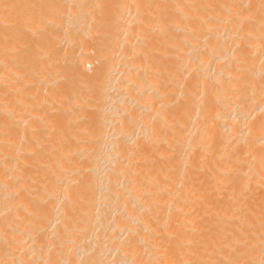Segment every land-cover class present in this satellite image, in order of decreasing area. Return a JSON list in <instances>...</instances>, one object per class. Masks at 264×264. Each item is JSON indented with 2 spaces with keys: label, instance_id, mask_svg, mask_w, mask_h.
Wrapping results in <instances>:
<instances>
[{
  "label": "bare ground",
  "instance_id": "obj_1",
  "mask_svg": "<svg viewBox=\"0 0 264 264\" xmlns=\"http://www.w3.org/2000/svg\"><path fill=\"white\" fill-rule=\"evenodd\" d=\"M0 264H264V0H0Z\"/></svg>",
  "mask_w": 264,
  "mask_h": 264
}]
</instances>
